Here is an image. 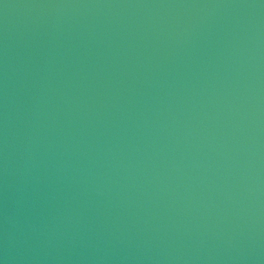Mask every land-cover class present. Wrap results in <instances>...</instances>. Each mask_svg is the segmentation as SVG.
Masks as SVG:
<instances>
[{"label": "water", "instance_id": "95a60500", "mask_svg": "<svg viewBox=\"0 0 264 264\" xmlns=\"http://www.w3.org/2000/svg\"><path fill=\"white\" fill-rule=\"evenodd\" d=\"M0 264H264V0H0Z\"/></svg>", "mask_w": 264, "mask_h": 264}]
</instances>
